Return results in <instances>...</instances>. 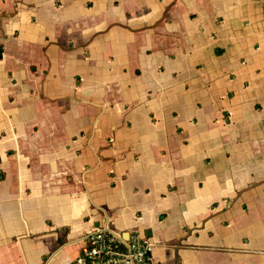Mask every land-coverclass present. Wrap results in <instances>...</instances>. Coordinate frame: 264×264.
Instances as JSON below:
<instances>
[{"label":"crops","instance_id":"1","mask_svg":"<svg viewBox=\"0 0 264 264\" xmlns=\"http://www.w3.org/2000/svg\"><path fill=\"white\" fill-rule=\"evenodd\" d=\"M97 227L264 264V0H0V264Z\"/></svg>","mask_w":264,"mask_h":264},{"label":"built area","instance_id":"2","mask_svg":"<svg viewBox=\"0 0 264 264\" xmlns=\"http://www.w3.org/2000/svg\"><path fill=\"white\" fill-rule=\"evenodd\" d=\"M151 243L139 233L127 237L103 227L88 232L79 256L71 264H152Z\"/></svg>","mask_w":264,"mask_h":264}]
</instances>
